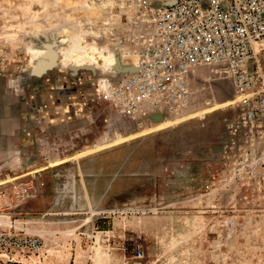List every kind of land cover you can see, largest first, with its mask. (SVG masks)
Masks as SVG:
<instances>
[{
    "label": "rangeland",
    "instance_id": "1",
    "mask_svg": "<svg viewBox=\"0 0 264 264\" xmlns=\"http://www.w3.org/2000/svg\"><path fill=\"white\" fill-rule=\"evenodd\" d=\"M172 1L0 0V264H54L55 228L58 264H264V126L218 68L165 70ZM62 160L89 197L43 200Z\"/></svg>",
    "mask_w": 264,
    "mask_h": 264
},
{
    "label": "built area",
    "instance_id": "2",
    "mask_svg": "<svg viewBox=\"0 0 264 264\" xmlns=\"http://www.w3.org/2000/svg\"><path fill=\"white\" fill-rule=\"evenodd\" d=\"M153 36L166 71L218 68L240 97L242 119L264 126V0H173L158 10Z\"/></svg>",
    "mask_w": 264,
    "mask_h": 264
},
{
    "label": "crops",
    "instance_id": "3",
    "mask_svg": "<svg viewBox=\"0 0 264 264\" xmlns=\"http://www.w3.org/2000/svg\"><path fill=\"white\" fill-rule=\"evenodd\" d=\"M74 165V166H73ZM45 168L50 171H47L46 169L43 170V173L40 172V178L42 177V174H43V177H44V180H45V185L47 183H49L50 180H52L53 185L50 186L49 188H44V190L41 192V197L43 198L44 201H63V200H66L67 198H70L71 200H74L75 197L72 195V193L74 191H76L77 189H80L81 190V193H84V190L85 192H88L87 190V174L85 172H82V176L83 178H79V175L81 173H78L77 171L76 172H73L71 168H76V165L73 164V161H65L63 163H60L56 166H45ZM66 168V169H64ZM79 168H82L81 167V163H79ZM47 171V172H46ZM62 179H65L67 180L68 182L65 183L64 185H61V184H58L59 182L58 181H64ZM77 180L80 181V179L83 181V186L81 185L80 188L77 187L76 184L74 183H70L72 180ZM70 183V184H68ZM90 193L88 192L87 193V196L89 197ZM81 198V196H79ZM57 211H59L60 214H63V215H67L65 214V210L67 209H56ZM72 232H75V230L72 229L71 230H58L57 228H55L54 230H49L47 231L46 229L44 230H39V237H42L43 239V248H42V253L43 255L46 257H48V259H50L52 261V263L54 264H58V263H67L68 261L70 262V259H66V260H63L65 259V256L68 255V252L67 253H64L63 255H65L63 258H55V257H52L51 256V244H49L48 242V239H47V235L49 236V238H53V240L56 241V243H60L61 245L59 246V248H63L65 246V248H68L70 243H69V233H72ZM82 233V231H80ZM59 233H63L65 236H67V239H62V238H58L57 235ZM50 234V235H49ZM51 242V241H50ZM74 255L72 254L71 252V258L73 257ZM62 261H65V262H62Z\"/></svg>",
    "mask_w": 264,
    "mask_h": 264
},
{
    "label": "bare ground",
    "instance_id": "4",
    "mask_svg": "<svg viewBox=\"0 0 264 264\" xmlns=\"http://www.w3.org/2000/svg\"><path fill=\"white\" fill-rule=\"evenodd\" d=\"M156 20H158V19H156ZM44 52H46V51H44V50H42L41 51V55L42 54H44ZM51 55V54H50ZM43 56V55H42ZM44 58V57H43ZM50 59H52L50 56H49V62H50ZM47 62H48V60H46ZM46 61L44 62V63H46ZM114 62H112V64H113ZM168 121L167 122H165V123H161L160 124V126H162V125H168ZM158 128H161V127H158ZM64 161H66V160H62V161H59V162H54L52 165H55V164H60V163H63Z\"/></svg>",
    "mask_w": 264,
    "mask_h": 264
}]
</instances>
